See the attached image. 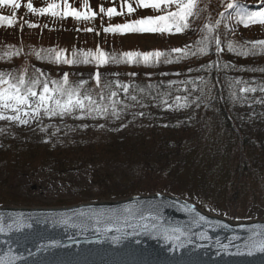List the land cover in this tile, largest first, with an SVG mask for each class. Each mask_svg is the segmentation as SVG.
Masks as SVG:
<instances>
[{"label":"trees","instance_id":"1","mask_svg":"<svg viewBox=\"0 0 264 264\" xmlns=\"http://www.w3.org/2000/svg\"><path fill=\"white\" fill-rule=\"evenodd\" d=\"M229 2L246 6L249 11L264 7L252 6L253 0H197L196 15L189 17L188 27L179 32L184 34L193 28V36L180 52L173 48L145 51L123 46L106 51L105 44L96 46L93 40L85 41L77 51L53 43L43 32L28 40L16 37L0 42V72L11 73L13 83L21 74L28 81L62 79L54 72L39 71L35 65L53 70L108 68L124 72L117 83L94 77L83 88L106 105L110 93L116 92L113 99L119 101V118L111 114L110 107L103 118L77 119L79 111L63 118H48L41 112L37 118L41 143L7 140L0 144V172L9 174L0 180V206L31 205L18 190L15 172L37 175L49 171L61 175L83 173L89 178L79 196L58 199L51 206L79 204L83 198L116 200L162 193L232 221L264 216V111L254 107L264 102V45L245 42L237 35L234 27L245 25L238 22L235 7L226 10ZM131 18L134 20L127 24L135 25L143 19ZM104 19L107 28L124 25L111 26L113 14ZM6 23L0 22V29H8ZM173 31L175 25L164 32L103 31L102 37L115 41ZM205 45L202 53L200 49ZM97 48L107 54L106 63L98 65ZM127 52L162 55L149 58L147 63L138 56L128 63L123 57ZM65 60L74 62L68 64ZM170 68L195 78L175 86L157 76L147 81L139 73ZM67 77L72 86L80 83L69 73ZM117 84L129 85L127 93ZM178 103L185 106L178 107Z\"/></svg>","mask_w":264,"mask_h":264},{"label":"water","instance_id":"2","mask_svg":"<svg viewBox=\"0 0 264 264\" xmlns=\"http://www.w3.org/2000/svg\"><path fill=\"white\" fill-rule=\"evenodd\" d=\"M0 229L2 264H264V251L251 248L264 242V220L233 222L160 193L3 206Z\"/></svg>","mask_w":264,"mask_h":264},{"label":"rangeland","instance_id":"3","mask_svg":"<svg viewBox=\"0 0 264 264\" xmlns=\"http://www.w3.org/2000/svg\"><path fill=\"white\" fill-rule=\"evenodd\" d=\"M246 1V0H245ZM255 5H261V0H253ZM21 7L13 9L9 5H0V16L13 18L14 22L11 26L7 23L8 29H0V42H7L15 39L16 37L22 40H28L33 37L39 36L40 29L44 31L42 34H46L47 38H51L53 43L66 45L71 49L80 51L87 40H93L97 45L100 43L105 44L106 51L123 46V48H141L142 50H150L152 48H173L183 49L189 46L191 38L193 36V28L186 31L184 34L179 32H170L165 35L157 36H140L134 39H117L104 40L102 32L107 28V23L104 16L107 14L108 9H115L114 22L110 25L127 24L129 21L134 20L131 16H136L137 19L145 18L155 14H164L165 12L176 10L174 4L165 5L161 4L159 9H153L151 7L139 6V0H19ZM31 2L33 7L46 8L48 4L55 3L59 5L55 11L59 15H52L51 13L39 14L29 11L25 5ZM67 3L70 9H75L84 13L91 10L88 19H77L72 16H64L65 11L64 4ZM84 6L80 10L77 9L78 5ZM87 5V8H85ZM129 6L133 9L128 11ZM101 8L104 11H101ZM140 16V17H139ZM136 19V20H137ZM81 21L85 22V27L81 25ZM35 25V27H29V25ZM256 24V25H254ZM90 29V30H89ZM45 30H50L47 32ZM88 30V33H85ZM234 31L245 42H258L264 40V24L262 23H249L248 26L234 27ZM41 34V33H40ZM25 64V63H24ZM39 71L44 73H56V76L63 77L67 72L75 76L79 82L89 81L93 76L99 75L101 78L111 79L114 83L119 81V78L124 72H119L116 69H57L53 70L49 66H34ZM147 81L153 76H157L160 80L168 83L169 85L182 86L189 79L195 78L190 75L181 74L176 68H170L165 70L150 71L142 70L139 72ZM134 74H137L135 71ZM259 110L264 111V102L262 104L255 105ZM30 111L29 109H26ZM6 116L14 115L10 110H3ZM28 119L27 124H21L18 121H10L7 119L0 120V144L7 140L17 144H38L43 140L42 134L37 130L40 121L37 117L29 116L23 117ZM18 182V190L25 196V199L31 202L29 207L27 205H11L12 207H27V208H50L58 199H73L82 193L85 185L88 184V177L83 173H68V174H55L49 171H40L37 175H31L26 172L17 171L14 173ZM9 176V174H3L0 172V180ZM154 194V193H152ZM83 202H88L86 198L82 199ZM101 201V200H100ZM94 202V201H92ZM71 206V205H69ZM263 215L260 218L263 220Z\"/></svg>","mask_w":264,"mask_h":264},{"label":"snow or ice","instance_id":"4","mask_svg":"<svg viewBox=\"0 0 264 264\" xmlns=\"http://www.w3.org/2000/svg\"><path fill=\"white\" fill-rule=\"evenodd\" d=\"M261 3L264 4V0H261ZM161 4L170 5L174 4L176 10L169 11L167 15L157 16L155 18L148 17L141 19L135 22V25L125 24V25H116L114 27H109L104 29L106 32H115L120 31H136V32H164L169 31L172 25H175L176 32H181L184 28L188 27V18L196 15L195 9L198 7L197 0H139V6L141 7H151L153 9H159ZM0 5H9L13 9H18L21 7L19 0H0ZM25 7L33 12L39 14L51 13L52 15H59L55 10L59 8L58 4L50 3L46 8H35L32 3L29 2ZM236 8V15L238 22L243 23L245 26H248L249 23H262L264 24V7L260 8L257 11H249L246 6L234 4L229 2L226 4V10ZM87 8V5H85ZM64 13L63 15L72 16L75 19H88L91 10L81 13L75 9H70V6L64 4ZM133 9L129 6L128 11L131 12ZM101 11H104L101 8ZM115 9H108L107 14L111 16L114 14ZM95 15V13H91ZM224 14L221 13V16ZM7 21V24L11 26L14 22L13 18L0 16V22ZM171 22V23H169ZM219 23V21H217ZM136 25H146V27H137ZM29 27H35V25L30 24ZM207 27V25L205 26ZM90 30V29H89ZM219 44V40L216 41ZM261 45H264V41L255 42ZM229 50L231 51V45H229ZM176 52L182 51L181 49H174ZM202 53L206 51L205 47L200 49ZM98 55L95 56L98 65L106 63L105 57L106 53H103L97 48ZM86 55H93L88 53ZM162 53L160 52H149V53H134L127 52L123 54V57L126 58V62L132 63L134 57L142 56L143 60L147 63L151 57H160ZM37 58L41 57L37 53ZM114 59V58H113ZM59 62V58L57 59ZM74 61L65 60L64 63L71 64ZM85 63L88 61L85 60ZM13 77L11 73L0 72V85H7V87H0V109L10 110L14 115L6 116L3 111H0V120L7 119L10 121H18L21 124H27L28 119L23 117H37L39 118L41 112L43 115L52 118L60 117L63 118L67 115H73L75 112L79 111L80 115L76 116L77 119H83L86 117L91 118H103L109 112V107L111 108V114L119 118L120 110L117 108L119 101L114 100L113 97L117 96L116 92H111L108 100L109 104H103L97 102L92 96L83 91L84 85L86 82L81 81L76 86H72L68 80L67 74L59 81H41L39 78L28 81L24 74H21L20 77L13 83ZM99 81V75L96 77ZM51 85V86H50ZM117 87H122L127 93L129 85H119ZM39 89V91L37 90ZM105 97L101 95L100 101H103ZM133 100L136 97H132ZM180 98L177 97L179 102ZM166 103V102H165ZM178 107H183L185 105L177 104ZM26 109H30L27 111ZM142 115V113H141ZM139 215L140 219H146L142 213H136ZM111 219V218H109ZM99 222V220L97 221ZM142 227H147V225H142ZM110 230V229H109ZM2 231V229H0ZM167 238V235L166 237ZM252 249H259L264 251V242L259 244L253 243L251 245ZM2 264V262H0Z\"/></svg>","mask_w":264,"mask_h":264}]
</instances>
